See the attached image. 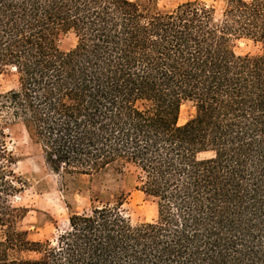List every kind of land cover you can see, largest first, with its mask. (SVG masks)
Instances as JSON below:
<instances>
[{
    "label": "trees",
    "instance_id": "obj_1",
    "mask_svg": "<svg viewBox=\"0 0 264 264\" xmlns=\"http://www.w3.org/2000/svg\"><path fill=\"white\" fill-rule=\"evenodd\" d=\"M72 31L76 44L61 49ZM259 44L238 54L235 42ZM0 264H264V0H0ZM195 114L180 124L181 107ZM20 123L59 174L134 172L157 206L73 212L54 240L21 228Z\"/></svg>",
    "mask_w": 264,
    "mask_h": 264
},
{
    "label": "rangeland",
    "instance_id": "obj_2",
    "mask_svg": "<svg viewBox=\"0 0 264 264\" xmlns=\"http://www.w3.org/2000/svg\"><path fill=\"white\" fill-rule=\"evenodd\" d=\"M187 1L193 0H157V5L163 10H171ZM202 1L215 8L217 18L221 17L226 0ZM76 40L75 34L68 31L61 35L59 45L63 50H70ZM235 51L238 54H257L261 52V47L252 40L241 38L235 42ZM16 85L14 70L0 76V94ZM194 114L193 102L185 101L181 107L180 124L186 123ZM7 133L8 148L17 160L13 167L27 181L13 200L29 210L21 228L28 231L31 240H54L67 227L71 213L89 211L103 203H115L121 195L126 197L122 209L133 223L153 221L157 217L154 200L136 189L134 172L120 173L110 169L95 175L59 174L51 170L43 156L31 145L22 124L11 125Z\"/></svg>",
    "mask_w": 264,
    "mask_h": 264
}]
</instances>
